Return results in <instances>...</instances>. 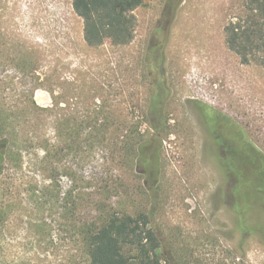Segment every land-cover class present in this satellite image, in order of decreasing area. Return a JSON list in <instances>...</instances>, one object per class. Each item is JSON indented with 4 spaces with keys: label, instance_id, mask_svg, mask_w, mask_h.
<instances>
[{
    "label": "rangeland",
    "instance_id": "obj_1",
    "mask_svg": "<svg viewBox=\"0 0 264 264\" xmlns=\"http://www.w3.org/2000/svg\"><path fill=\"white\" fill-rule=\"evenodd\" d=\"M166 2L145 0L136 10L130 45L91 49L72 0H0V107L1 97L26 101L40 79L46 87L35 100L50 111L17 117L16 133L31 143L19 164L7 159L0 167V264H88L78 233L88 209L82 202L72 218L64 209L69 165L93 201L149 216L163 264H264V204L220 162L232 156L240 176L244 146L264 154V70L243 64L226 42L225 28L244 15L243 0H182L171 16ZM157 83L165 88L170 134L155 183L121 156L109 168L115 190H92L80 178L93 165L61 155L54 191L40 162L43 147L54 149L57 123L83 124L89 110H104L109 125L137 124L148 140ZM216 129L227 144L215 140ZM95 157L100 164L105 156L99 150Z\"/></svg>",
    "mask_w": 264,
    "mask_h": 264
},
{
    "label": "trees",
    "instance_id": "obj_2",
    "mask_svg": "<svg viewBox=\"0 0 264 264\" xmlns=\"http://www.w3.org/2000/svg\"><path fill=\"white\" fill-rule=\"evenodd\" d=\"M144 2L145 0H72L74 13L83 21V40L86 46L98 49L106 44L116 47L130 45L138 25L135 12ZM181 3L182 0H167L165 14H175ZM243 8L244 15L225 28L228 48L243 64L254 63L264 70V0H243ZM158 64L162 66L163 61L159 60ZM160 69L162 70V67ZM38 82L39 85L29 91L26 101L19 102L18 105H13L10 99L1 97L0 133L12 130L14 132L11 133L13 138L4 137L0 140L1 170L7 159L19 164L22 154L31 143L23 141L24 139L16 133L17 117L22 114L38 116L50 112L36 103V91L46 87V80L40 82L38 79ZM157 84V90L146 112L152 132L148 140L144 139V133H141L137 124L127 128H114L109 125L110 117L106 116L104 110H89L82 120L83 124L57 123L54 149L51 151L49 144L43 147L44 157L40 162L41 169L51 174V177L47 178L52 179L54 191L57 189L55 181L59 170L54 162L58 160L61 164L59 159L68 156L80 158L85 167L93 165L91 175L80 169L81 173L84 172L80 183L83 187L92 186V190H95V185H99L98 189L104 192L115 190L114 181L108 177L109 168L111 163L117 162L121 156L135 160L137 171L147 175L153 184L155 183L164 137L170 134L169 114L165 110L164 101L165 88L161 83ZM76 120L78 121L77 118ZM214 137L218 143L227 144L225 134L221 133L220 129L215 130ZM99 150L105 156L100 164L95 157ZM231 150L229 147V151ZM236 153L238 154V149L231 151V154ZM231 157H221L224 171L235 183L249 184L253 195L260 198L264 204V154L254 145L244 146L240 165L245 167L246 171L240 176L236 175L238 169L236 164L232 163ZM67 171L73 186L64 199V209L71 218L77 215L82 202L84 208L88 209L83 220L79 222L78 229L88 264H163L159 254L161 243L156 233L149 229L148 215H132L127 211L117 210L112 202L104 205L93 201L84 189L81 192L78 190L75 183L77 167L69 165ZM37 186V183L30 185L33 190H37ZM70 226L71 230L76 229L75 226Z\"/></svg>",
    "mask_w": 264,
    "mask_h": 264
},
{
    "label": "flooded vegetation",
    "instance_id": "obj_3",
    "mask_svg": "<svg viewBox=\"0 0 264 264\" xmlns=\"http://www.w3.org/2000/svg\"><path fill=\"white\" fill-rule=\"evenodd\" d=\"M0 146H1V144H0ZM0 151H1V148H0Z\"/></svg>",
    "mask_w": 264,
    "mask_h": 264
}]
</instances>
